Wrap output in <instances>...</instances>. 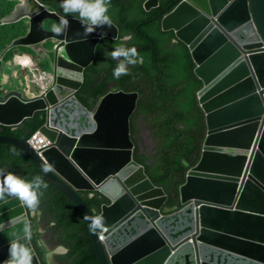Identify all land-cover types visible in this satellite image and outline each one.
Segmentation results:
<instances>
[{"label": "water", "instance_id": "obj_1", "mask_svg": "<svg viewBox=\"0 0 264 264\" xmlns=\"http://www.w3.org/2000/svg\"><path fill=\"white\" fill-rule=\"evenodd\" d=\"M18 1L3 24L26 20L27 33L0 55V76L8 53L22 47L35 54L33 82L4 92L0 80V125L45 112L40 131L51 145L42 159L27 141L2 135L0 143L24 152L76 204L99 264H264V0H183L162 19L163 31L189 47L204 84L198 99L207 134L180 187V208L166 206L164 189L134 160L130 119L139 94L112 86L93 111L76 96L99 43L117 39V26L86 35L79 18L40 0ZM159 5L147 0L144 8ZM61 18L69 28L58 35L52 29ZM41 73L46 87L37 81ZM45 164L54 170L45 174ZM82 191L99 192L109 204L95 216ZM96 217L99 226L91 223ZM0 229V264H42L26 207L0 202ZM56 252L66 250L49 253L50 264H57Z\"/></svg>", "mask_w": 264, "mask_h": 264}, {"label": "trees", "instance_id": "obj_2", "mask_svg": "<svg viewBox=\"0 0 264 264\" xmlns=\"http://www.w3.org/2000/svg\"><path fill=\"white\" fill-rule=\"evenodd\" d=\"M5 1L0 4V54L27 33L22 21L3 24L16 9ZM40 1L64 17L78 18L76 14L65 16L61 0ZM146 1L111 0L108 15L119 36L101 40L76 96L93 111L112 86L116 91L139 94L137 109L130 119L134 160L144 166L154 185L164 189L168 196L166 206L180 208V187L186 182L189 170L199 162L207 134L205 113L198 99L204 84L195 74L196 64L189 47L176 38L174 31L162 29L164 16L183 0H160L159 7L151 11L145 10ZM121 45L136 47L143 62L129 66V74L116 80L113 70L119 61L113 60L110 53ZM45 122V112H39L18 126L0 125V136L28 141ZM144 132L151 140L149 147L143 140ZM0 168L29 181L39 175L48 185L36 214L27 208L31 242L42 264H50L48 254L60 247L66 252L53 254L57 264H99L89 226L80 209L43 176L24 152L12 144L0 143ZM79 194L95 216L104 204H109L99 192Z\"/></svg>", "mask_w": 264, "mask_h": 264}, {"label": "clouds", "instance_id": "obj_3", "mask_svg": "<svg viewBox=\"0 0 264 264\" xmlns=\"http://www.w3.org/2000/svg\"><path fill=\"white\" fill-rule=\"evenodd\" d=\"M110 6L111 0H61L60 4L65 16L72 14L78 16L86 35H91L96 32L97 29L103 28L104 26H112V19L108 15ZM68 28L69 21L65 18H61L59 25L53 26L52 30L60 35ZM100 35L103 36L105 34L100 33ZM127 39H130V37H125V40ZM110 55L113 60L119 61L113 70V77L116 80H119L121 76L129 74V66H135L143 62V57L134 46H118L111 51ZM5 64H7L6 58L4 59V71L2 74H8L5 72ZM2 74L0 76V80L2 81H0L1 84L3 83ZM2 88L5 91L6 87ZM53 170L54 168L51 164H45L42 167V171L45 174ZM47 187L48 185L39 175L33 177V179L29 181L0 168V202L16 200L22 206L30 209L33 214H36L40 204V198L43 195V190H46ZM101 222L102 217H96L91 221V223L96 226H99ZM0 231H2V229H0Z\"/></svg>", "mask_w": 264, "mask_h": 264}, {"label": "rangeland", "instance_id": "obj_4", "mask_svg": "<svg viewBox=\"0 0 264 264\" xmlns=\"http://www.w3.org/2000/svg\"><path fill=\"white\" fill-rule=\"evenodd\" d=\"M2 2H6V1L5 0H0V4H2ZM8 2H9V4L11 6H13L15 8L20 4V1H18V0L17 1L8 0ZM22 24L23 25L25 24L27 26V21L26 20L22 21ZM51 25L52 24L49 22L48 25H47L48 28H50ZM48 47L51 48V47H53V45L52 44H48ZM29 54L32 55V57L35 56V54L30 49H26V48H22V47H19V48H16V49L10 51L8 53V55L6 56V59H8L7 62L11 61L12 65L5 64V66H6L5 67V72L8 73V74H12L14 71H16L15 69H18V70L21 71V69L18 68L19 66H21L23 64H29L30 65L31 62H32V67L35 68L34 61H33L32 57ZM8 74H5V77H4L6 83H8L10 81V76ZM40 75H41V77L37 78L38 79L37 81L43 87H46V85L48 83V80L44 79V75L42 73ZM22 76L28 77V79H31L32 78V72L31 71H28L26 73L24 72L22 74ZM15 82L16 83H12V85H10V82L7 85H5L6 89H5L4 92L11 91V90H13L14 87H17L18 84H19L18 80H15ZM42 82H46V84H42ZM143 140H144L146 146L149 147L151 145V140L148 138L146 132H144V134H143Z\"/></svg>", "mask_w": 264, "mask_h": 264}, {"label": "built area", "instance_id": "obj_5", "mask_svg": "<svg viewBox=\"0 0 264 264\" xmlns=\"http://www.w3.org/2000/svg\"><path fill=\"white\" fill-rule=\"evenodd\" d=\"M18 68L21 69L20 70H16L14 71L10 76V85H12V83H16L15 80H18V86L17 87H14L13 90H26V89H29L30 88V82H33V80L31 81V79H28V77H24L22 76V74L25 72H28V71H33L34 68L32 67V62L31 64H23L21 66H19ZM4 77H5V74H2V80H4ZM2 87H6L4 86V84L2 83ZM45 125V124H44ZM46 140V137L45 135L40 131V129L34 133L31 138L27 141L31 147L36 151V153L38 154V156L42 159L43 158V152L46 148H48L50 145H51V142L50 140L48 139L47 143L43 144L41 143L42 140ZM41 141V142H40Z\"/></svg>", "mask_w": 264, "mask_h": 264}, {"label": "bare ground", "instance_id": "obj_6", "mask_svg": "<svg viewBox=\"0 0 264 264\" xmlns=\"http://www.w3.org/2000/svg\"><path fill=\"white\" fill-rule=\"evenodd\" d=\"M7 64L8 65H12V62L11 61H9V62H7ZM9 83V82H8ZM8 83H6V81H5V79L3 80V84H4V86L5 85H7ZM42 84H46V82H42ZM45 137H46V140H45V138H44V140H42V142L41 143H43V144H45V143H47V141H48V137L45 135Z\"/></svg>", "mask_w": 264, "mask_h": 264}, {"label": "crops", "instance_id": "obj_7", "mask_svg": "<svg viewBox=\"0 0 264 264\" xmlns=\"http://www.w3.org/2000/svg\"><path fill=\"white\" fill-rule=\"evenodd\" d=\"M17 70V69H16Z\"/></svg>", "mask_w": 264, "mask_h": 264}, {"label": "flooded vegetation", "instance_id": "obj_8", "mask_svg": "<svg viewBox=\"0 0 264 264\" xmlns=\"http://www.w3.org/2000/svg\"><path fill=\"white\" fill-rule=\"evenodd\" d=\"M32 56V55H31Z\"/></svg>", "mask_w": 264, "mask_h": 264}]
</instances>
